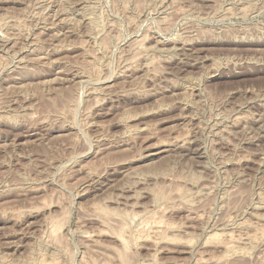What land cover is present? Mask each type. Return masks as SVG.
I'll return each mask as SVG.
<instances>
[{"label": "rangeland", "instance_id": "obj_1", "mask_svg": "<svg viewBox=\"0 0 264 264\" xmlns=\"http://www.w3.org/2000/svg\"><path fill=\"white\" fill-rule=\"evenodd\" d=\"M123 259L264 264V0H0V264Z\"/></svg>", "mask_w": 264, "mask_h": 264}, {"label": "bare ground", "instance_id": "obj_2", "mask_svg": "<svg viewBox=\"0 0 264 264\" xmlns=\"http://www.w3.org/2000/svg\"><path fill=\"white\" fill-rule=\"evenodd\" d=\"M52 228H53V226H52ZM57 228H58V227H57ZM56 230H57V229H56ZM52 231H53V230H52ZM52 231H51V232H52ZM52 233H53V232H52ZM53 234H54V233H53ZM54 235H55V234H54ZM119 238H120L119 240H121V237H120V236H119ZM122 241H123V240H122ZM122 243H124V242H122ZM124 245H125V244H124ZM124 247H126V245H125ZM125 250H126V248H125ZM122 252H123V251H122ZM120 255L122 256V254H120ZM124 255H125V253H124ZM121 258H122V257H121ZM121 260H122V259H121ZM121 262H122V261H121ZM123 263L126 264V262H125L124 259H123Z\"/></svg>", "mask_w": 264, "mask_h": 264}]
</instances>
